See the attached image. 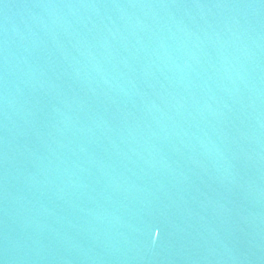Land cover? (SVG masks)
Here are the masks:
<instances>
[{"label":"water","instance_id":"1","mask_svg":"<svg viewBox=\"0 0 264 264\" xmlns=\"http://www.w3.org/2000/svg\"><path fill=\"white\" fill-rule=\"evenodd\" d=\"M0 264H264V0H0Z\"/></svg>","mask_w":264,"mask_h":264},{"label":"snow or ice","instance_id":"2","mask_svg":"<svg viewBox=\"0 0 264 264\" xmlns=\"http://www.w3.org/2000/svg\"><path fill=\"white\" fill-rule=\"evenodd\" d=\"M152 227H153V228H156V229H159V228H160L159 225H153Z\"/></svg>","mask_w":264,"mask_h":264}]
</instances>
